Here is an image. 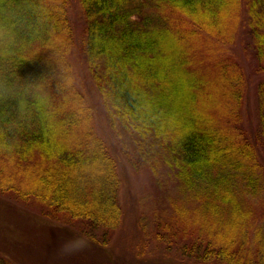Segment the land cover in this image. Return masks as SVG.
Here are the masks:
<instances>
[{"label": "trees", "instance_id": "1", "mask_svg": "<svg viewBox=\"0 0 264 264\" xmlns=\"http://www.w3.org/2000/svg\"><path fill=\"white\" fill-rule=\"evenodd\" d=\"M241 8V0H0V196L38 203L107 244L131 158L101 131L98 101L109 129L166 149L186 200H197L176 210L184 237L157 231L156 242L182 264H264V79L254 87L256 115L240 58L227 57ZM246 9L243 31L264 59V0ZM135 247L141 258L142 242ZM0 264L15 263L0 254Z\"/></svg>", "mask_w": 264, "mask_h": 264}, {"label": "rangeland", "instance_id": "2", "mask_svg": "<svg viewBox=\"0 0 264 264\" xmlns=\"http://www.w3.org/2000/svg\"><path fill=\"white\" fill-rule=\"evenodd\" d=\"M241 2L242 8L239 13L241 20L234 31L235 41L232 42L233 47L227 57L229 61L237 60L235 57L237 55L240 58L242 70L248 77V108L250 110L252 107L257 115L255 112L257 97L253 92L256 82L264 79V71L262 72L264 59L256 57L252 38L246 30L243 31L244 20L248 19L247 0ZM71 9L74 33L81 35L83 24L78 18L77 5L73 4ZM201 50L199 48L200 56L203 54ZM194 53L198 55L196 51ZM80 60L84 61L82 55ZM202 67L204 66L201 65V69ZM212 75L209 73L207 76ZM86 78L89 79L88 74ZM95 103L98 119L102 122L101 131L108 134L109 140L120 152L131 158L129 159L131 162L126 160L122 164L124 184L120 188L122 207L120 227L114 231V236L105 245L90 242L89 247L83 251L63 255L60 252L61 244L81 235L75 225L55 220L50 217L51 215H44L38 203L18 201L10 195L0 196V254L7 255L15 264H182L176 257V251L166 250L168 243L155 241L154 233L159 231L162 234L159 236L164 238L165 235L164 240L170 242L184 237L183 226L177 218L176 210L180 206L192 210L197 200H186L187 191L180 185L176 168L164 159L166 149L160 147L158 143L137 142L140 137L135 134L126 135L120 127L116 131L115 128L109 129L104 111L101 110L98 101ZM249 120V125L253 127L251 116ZM259 153L261 167H264V146ZM122 159L126 157L122 155ZM261 201L264 202V191ZM169 230L173 233L169 234ZM194 230H197V227ZM185 235L189 240L188 244H194L190 243L195 236L192 230L185 232ZM138 242H142L144 248L141 258L136 254L135 246ZM183 264L208 263L183 260Z\"/></svg>", "mask_w": 264, "mask_h": 264}, {"label": "clouds", "instance_id": "3", "mask_svg": "<svg viewBox=\"0 0 264 264\" xmlns=\"http://www.w3.org/2000/svg\"><path fill=\"white\" fill-rule=\"evenodd\" d=\"M92 241L93 237L88 234L79 235L77 237L64 241L60 246V252L63 255L76 254L89 247L90 242Z\"/></svg>", "mask_w": 264, "mask_h": 264}]
</instances>
